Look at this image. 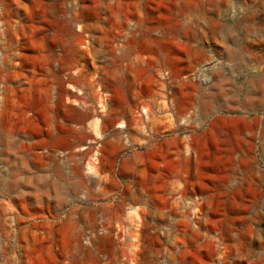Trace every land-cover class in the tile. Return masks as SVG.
I'll return each mask as SVG.
<instances>
[{"label": "rangeland", "instance_id": "374dc122", "mask_svg": "<svg viewBox=\"0 0 264 264\" xmlns=\"http://www.w3.org/2000/svg\"><path fill=\"white\" fill-rule=\"evenodd\" d=\"M105 1L0 0V264H264V0Z\"/></svg>", "mask_w": 264, "mask_h": 264}, {"label": "bare ground", "instance_id": "6f19581e", "mask_svg": "<svg viewBox=\"0 0 264 264\" xmlns=\"http://www.w3.org/2000/svg\"><path fill=\"white\" fill-rule=\"evenodd\" d=\"M106 1H107V0H106ZM106 1H105V2H106ZM104 4H105V3H104ZM111 4H112V3H111ZM112 5H113V4H112ZM94 7H95V6H94ZM84 8H85V7H84ZM89 9H90V7L88 8V10H89ZM97 9H98V8H97ZM102 9H103V7H102ZM83 10H84V9H83ZM86 10H87V9H86ZM99 10H100V7H99ZM99 10H98V11H99ZM106 10H107V9H106ZM91 11H92V9H91ZM104 11H105V10H104ZM86 12H87V11H86ZM88 12H89V11H88ZM88 12H87V13H88ZM97 16H98V15H97ZM103 18H104V17H103ZM97 19H100V21H102L101 18H97ZM103 21H104V20H103ZM96 23H97V20H96ZM101 23H102V22H101ZM127 25H128V24H127ZM127 25H126V26H127ZM91 26H92V25H91ZM91 26H90V27H91ZM93 27H94V26H92L91 28H93ZM98 27H99V25H98ZM123 27H124V26H123ZM127 27H128V26H127ZM139 27H140V26H139ZM105 30H106V29H105ZM105 30H103V31L106 32ZM108 30H109V29H108ZM151 31H152V30H151ZM178 31H179V29H178ZM109 32H110V31H109ZM133 33H134V32H133ZM103 34H104V33H103ZM111 34H112V33H111ZM115 36H116V34H115ZM176 36H177V35H176ZM136 38H137V37H136ZM104 42H105V41H104ZM114 43H115V42H114ZM111 44H113V43L111 42ZM124 44H125V43H124ZM100 45H101V44H100ZM102 45H103V44H102ZM149 46H150V45H149ZM156 46H157V45H156ZM146 47H148V46L146 45ZM153 47H154V46H153ZM126 48H127V47H126ZM130 49H131V48H130ZM126 50H127V49H126ZM124 51H125V50H124ZM131 51H132V50H131ZM109 52H110V51H109ZM158 52H159V51H158ZM163 52H164V51H163ZM107 53H108V52H107ZM110 53H111V52H110ZM128 53H129V51H128ZM128 53H127V54H128ZM107 55H108V54H107ZM109 55H110V54H109ZM111 55H112V54H111ZM125 56H126V55H125ZM159 56H160V55H159ZM128 65H129V64H128ZM128 67H129V66H128Z\"/></svg>", "mask_w": 264, "mask_h": 264}]
</instances>
